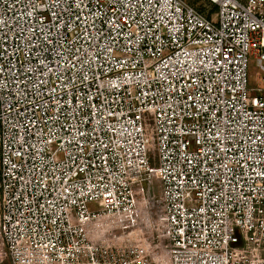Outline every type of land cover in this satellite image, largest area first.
Segmentation results:
<instances>
[{
    "label": "built area",
    "instance_id": "1",
    "mask_svg": "<svg viewBox=\"0 0 264 264\" xmlns=\"http://www.w3.org/2000/svg\"><path fill=\"white\" fill-rule=\"evenodd\" d=\"M204 1L0 0V263L153 264L91 237L140 190L158 264H264V0Z\"/></svg>",
    "mask_w": 264,
    "mask_h": 264
},
{
    "label": "rangeland",
    "instance_id": "2",
    "mask_svg": "<svg viewBox=\"0 0 264 264\" xmlns=\"http://www.w3.org/2000/svg\"><path fill=\"white\" fill-rule=\"evenodd\" d=\"M183 1L199 12L205 10L207 5L204 0ZM260 76V70L256 67L252 56L249 55L247 63L248 88L258 87ZM248 95L254 96L255 93L249 92ZM137 191L138 192L135 196L136 208L132 214L126 217V219L123 221H118L112 218L93 224V229L94 231L96 230V232L98 230L99 236H96L98 234L94 232L91 237L96 239V237L98 238L102 236L104 239L108 240L121 236L122 239L126 237L133 244H142L149 252L150 259L152 260L153 264L163 263L164 259L166 258L165 248L167 247L165 231L162 227H153L149 222H147L146 216L148 215V210L146 212V200L142 195V192L140 190ZM0 264L8 263L6 260H3Z\"/></svg>",
    "mask_w": 264,
    "mask_h": 264
}]
</instances>
